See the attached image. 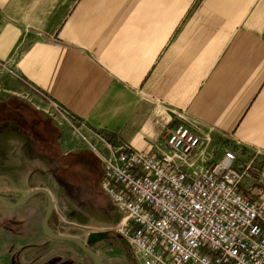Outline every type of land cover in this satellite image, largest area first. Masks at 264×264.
Returning a JSON list of instances; mask_svg holds the SVG:
<instances>
[{
    "label": "crops",
    "instance_id": "crops-1",
    "mask_svg": "<svg viewBox=\"0 0 264 264\" xmlns=\"http://www.w3.org/2000/svg\"><path fill=\"white\" fill-rule=\"evenodd\" d=\"M0 62V131L19 127L22 153L43 159L63 197L89 196L102 163L21 79L140 152L182 112L213 143L223 133L264 151V0H0ZM21 214L1 227L22 229Z\"/></svg>",
    "mask_w": 264,
    "mask_h": 264
},
{
    "label": "built area",
    "instance_id": "built-area-1",
    "mask_svg": "<svg viewBox=\"0 0 264 264\" xmlns=\"http://www.w3.org/2000/svg\"><path fill=\"white\" fill-rule=\"evenodd\" d=\"M21 81L102 163L99 189L139 264H264V151L223 133L213 143L182 112L140 152Z\"/></svg>",
    "mask_w": 264,
    "mask_h": 264
},
{
    "label": "rangeland",
    "instance_id": "rangeland-1",
    "mask_svg": "<svg viewBox=\"0 0 264 264\" xmlns=\"http://www.w3.org/2000/svg\"><path fill=\"white\" fill-rule=\"evenodd\" d=\"M9 109L14 110L19 118L27 115L13 103ZM47 127L50 139L53 140V129L50 125ZM18 131L19 127L14 124L7 134L0 131V195L14 203L31 185L38 188L47 186L44 188L51 193L54 205L48 222L54 224V232L66 236L77 234V238L84 244L91 233L106 232L107 239H99L91 244L102 264H139L128 243L116 231L122 213L108 202L97 187L101 165H93L89 174V196L81 193L76 198L78 195L75 193L72 199L69 197L71 195L63 197V189L53 182L43 159L22 153ZM32 137L37 139L34 135ZM21 207L17 212L18 208L7 210L0 204V264H94L74 243L49 240L44 235L41 222L47 199L43 194L34 196ZM20 211H23L21 215L29 218L22 229L12 231L1 227L3 217H13L14 214H20ZM4 219L6 222L12 218Z\"/></svg>",
    "mask_w": 264,
    "mask_h": 264
},
{
    "label": "water",
    "instance_id": "water-1",
    "mask_svg": "<svg viewBox=\"0 0 264 264\" xmlns=\"http://www.w3.org/2000/svg\"><path fill=\"white\" fill-rule=\"evenodd\" d=\"M38 194H43L47 199V207L42 219V230L43 233L51 240L55 241H65V242H72L77 247H79L88 257L92 259L94 264H102L98 255L91 247V240L97 241L99 239H107L108 233L106 232H98V233H92L88 236V241L86 244L82 243L77 237L75 236H64L57 233H54L48 225V220L50 215L52 214V211L54 209L53 200L51 197V194L48 190L45 188H35L29 191L27 194L23 195L19 199H17L14 203L8 202L5 197L0 195V204L4 209L12 210L18 207H21L25 205L29 200H31L34 196Z\"/></svg>",
    "mask_w": 264,
    "mask_h": 264
},
{
    "label": "trees",
    "instance_id": "trees-1",
    "mask_svg": "<svg viewBox=\"0 0 264 264\" xmlns=\"http://www.w3.org/2000/svg\"><path fill=\"white\" fill-rule=\"evenodd\" d=\"M91 165H93V164H91ZM89 189H91V188H89ZM13 222V221H12ZM12 228L11 229H9V230H12L13 229V226H11ZM6 228V227H5ZM8 229V228H7Z\"/></svg>",
    "mask_w": 264,
    "mask_h": 264
},
{
    "label": "flooded vegetation",
    "instance_id": "flooded-vegetation-1",
    "mask_svg": "<svg viewBox=\"0 0 264 264\" xmlns=\"http://www.w3.org/2000/svg\"><path fill=\"white\" fill-rule=\"evenodd\" d=\"M87 241H88V237H87ZM93 242H95V241H92V240H91V243H93Z\"/></svg>",
    "mask_w": 264,
    "mask_h": 264
}]
</instances>
